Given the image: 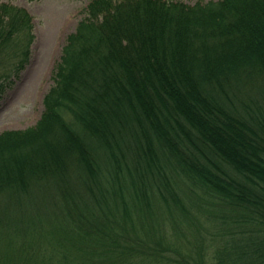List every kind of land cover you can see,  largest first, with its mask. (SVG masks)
<instances>
[{
	"label": "trees",
	"instance_id": "1",
	"mask_svg": "<svg viewBox=\"0 0 264 264\" xmlns=\"http://www.w3.org/2000/svg\"><path fill=\"white\" fill-rule=\"evenodd\" d=\"M82 14L39 119L0 132V264H264V0ZM33 40L0 1V94Z\"/></svg>",
	"mask_w": 264,
	"mask_h": 264
},
{
	"label": "rangeland",
	"instance_id": "2",
	"mask_svg": "<svg viewBox=\"0 0 264 264\" xmlns=\"http://www.w3.org/2000/svg\"><path fill=\"white\" fill-rule=\"evenodd\" d=\"M0 1L25 8L32 16L35 36L28 63L6 83L0 94L1 132L25 129L39 119L43 109L42 98L53 83V69L65 38L75 29L89 0ZM182 1L193 4L198 0Z\"/></svg>",
	"mask_w": 264,
	"mask_h": 264
}]
</instances>
